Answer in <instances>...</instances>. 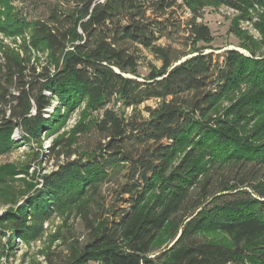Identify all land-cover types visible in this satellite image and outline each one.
<instances>
[{
    "label": "trees",
    "instance_id": "obj_1",
    "mask_svg": "<svg viewBox=\"0 0 264 264\" xmlns=\"http://www.w3.org/2000/svg\"><path fill=\"white\" fill-rule=\"evenodd\" d=\"M208 1L239 11L238 36V21L264 8V0ZM194 3L41 0L28 10L29 0H0V34L22 38L21 49L0 42V156L18 147V130L50 125L56 102L101 112L88 155L44 175L19 211L26 238L27 218L44 223L78 204L87 240L48 264H264V16L261 44L242 36L247 53L215 54L198 45L213 36ZM189 9L184 19L179 11ZM143 50L161 65L141 77ZM32 53L48 54L50 67ZM174 219L183 224L177 241L153 255ZM207 231L231 241L202 240Z\"/></svg>",
    "mask_w": 264,
    "mask_h": 264
},
{
    "label": "rangeland",
    "instance_id": "obj_2",
    "mask_svg": "<svg viewBox=\"0 0 264 264\" xmlns=\"http://www.w3.org/2000/svg\"><path fill=\"white\" fill-rule=\"evenodd\" d=\"M40 1L29 0L31 4L27 7L28 10L34 9L36 6L34 4ZM18 4L15 3L17 6ZM199 5L201 17L198 21L207 24L213 36L212 42L198 44L206 46V51H215L216 54L223 53L226 49L237 48L247 53L243 47L247 43L246 40L243 41L242 36L250 37L259 44L263 42L262 29L257 25L264 16L263 7L250 9L249 21H238L236 28L242 34L238 36L231 29L240 15L239 11L216 5L208 0H201V3L196 4L197 7ZM179 13L183 14L184 19L192 15L190 9L185 12L180 10ZM0 42L21 49L22 38H5L0 34ZM258 50V54H262L264 47ZM32 55L37 58L40 67L42 65L50 67L48 54ZM142 56L138 73L144 77L149 73L150 67H160L161 62L146 50H143ZM245 90L246 87L243 86L236 91L234 98L239 97ZM228 104L229 101L223 102V106ZM145 105L154 106L156 100L147 101L140 106V110ZM123 110L130 114L133 109ZM48 112L54 114L50 125L42 127L35 135L25 129L18 130L14 136V140L20 142L18 147L0 156V264L58 263L72 255V248L80 249L89 234L78 215V204H74L55 209L50 219L44 223L27 218L26 224L33 227V235L19 237L17 221L20 218V209L35 195L36 190L42 187L44 175L57 170L64 162L88 155L89 142L93 139L91 138L94 133L93 125L101 115V112L93 111L86 103L67 109L56 102ZM50 114L46 113L44 116L50 118ZM106 188L109 187H104L107 194L109 192ZM28 189L30 192L25 195ZM182 228L183 224L180 226L178 220L174 219L153 245V255L170 249L177 241ZM201 239L222 244L231 241V238L222 231L204 232Z\"/></svg>",
    "mask_w": 264,
    "mask_h": 264
},
{
    "label": "water",
    "instance_id": "obj_3",
    "mask_svg": "<svg viewBox=\"0 0 264 264\" xmlns=\"http://www.w3.org/2000/svg\"><path fill=\"white\" fill-rule=\"evenodd\" d=\"M233 49H237V48H233ZM239 50V49H238ZM185 59V58H184ZM179 63V62H178Z\"/></svg>",
    "mask_w": 264,
    "mask_h": 264
},
{
    "label": "built area",
    "instance_id": "obj_4",
    "mask_svg": "<svg viewBox=\"0 0 264 264\" xmlns=\"http://www.w3.org/2000/svg\"><path fill=\"white\" fill-rule=\"evenodd\" d=\"M234 10V9H233Z\"/></svg>",
    "mask_w": 264,
    "mask_h": 264
}]
</instances>
